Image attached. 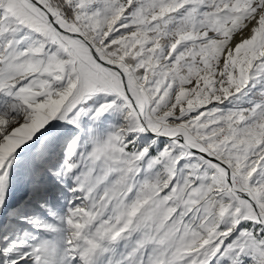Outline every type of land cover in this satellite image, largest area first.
<instances>
[{
	"label": "snow or ice",
	"instance_id": "1",
	"mask_svg": "<svg viewBox=\"0 0 264 264\" xmlns=\"http://www.w3.org/2000/svg\"><path fill=\"white\" fill-rule=\"evenodd\" d=\"M0 264H264V0H0Z\"/></svg>",
	"mask_w": 264,
	"mask_h": 264
}]
</instances>
